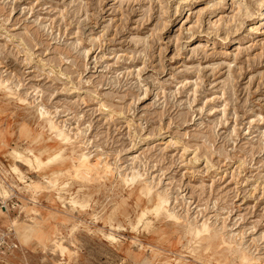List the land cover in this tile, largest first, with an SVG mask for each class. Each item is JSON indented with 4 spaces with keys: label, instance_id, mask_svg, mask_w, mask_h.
<instances>
[{
    "label": "rangeland",
    "instance_id": "rangeland-1",
    "mask_svg": "<svg viewBox=\"0 0 264 264\" xmlns=\"http://www.w3.org/2000/svg\"><path fill=\"white\" fill-rule=\"evenodd\" d=\"M13 194L0 264H264V0H0Z\"/></svg>",
    "mask_w": 264,
    "mask_h": 264
},
{
    "label": "built area",
    "instance_id": "built-area-1",
    "mask_svg": "<svg viewBox=\"0 0 264 264\" xmlns=\"http://www.w3.org/2000/svg\"><path fill=\"white\" fill-rule=\"evenodd\" d=\"M14 197V194L9 196V198L5 200L4 203L0 199V210L3 209V211L8 212L15 209L14 206L17 207L18 205L12 202ZM16 248L17 246L12 232L0 227V262H3V258L8 256Z\"/></svg>",
    "mask_w": 264,
    "mask_h": 264
},
{
    "label": "bare ground",
    "instance_id": "bare-ground-1",
    "mask_svg": "<svg viewBox=\"0 0 264 264\" xmlns=\"http://www.w3.org/2000/svg\"><path fill=\"white\" fill-rule=\"evenodd\" d=\"M10 157H11V162L12 163H14L15 162V160L17 159V160H21V161H23V162H30V159L29 158H26V157H24V156H22L21 154H19V153H17V152H11L10 154ZM89 156V155H88ZM88 156H83L82 158H81V160L79 161V166H80V171H81V173L80 174H82V177H84V176H90L89 174L91 173V172H93V171H95V170H97V168H98V161H96V160H94L95 162H93V160L92 159H90ZM50 160H48V162H49ZM78 162V161H77ZM34 163H37V161L36 162H34ZM33 164V163H32ZM41 164H45L44 162H41ZM31 166V165H30ZM100 166V165H99ZM104 170V169H103ZM98 171V170H97ZM106 172V171H105ZM104 172V173H105ZM16 174H17V172H16ZM38 185V184H37ZM37 185L36 186H34V187H36L37 188ZM0 214L1 215H4V214H2V212H0ZM4 217V216H3ZM7 230H9V231H11L12 232V234H13V236H14V232L11 230V228L10 229H7ZM15 240V239H14Z\"/></svg>",
    "mask_w": 264,
    "mask_h": 264
}]
</instances>
